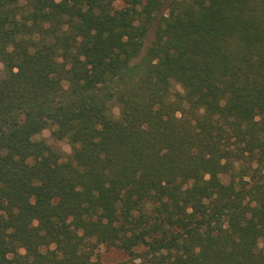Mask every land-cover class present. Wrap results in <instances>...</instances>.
<instances>
[{"label": "trees", "instance_id": "16d2710c", "mask_svg": "<svg viewBox=\"0 0 264 264\" xmlns=\"http://www.w3.org/2000/svg\"><path fill=\"white\" fill-rule=\"evenodd\" d=\"M262 241L264 0H0V264H264Z\"/></svg>", "mask_w": 264, "mask_h": 264}, {"label": "rangeland", "instance_id": "374dc122", "mask_svg": "<svg viewBox=\"0 0 264 264\" xmlns=\"http://www.w3.org/2000/svg\"><path fill=\"white\" fill-rule=\"evenodd\" d=\"M175 89L181 90V86L179 84H175ZM115 115L119 114V108H114ZM38 138L44 137L48 139L50 143H53L59 147H61L64 153L67 155L71 153V145L67 140H55L52 136V130L46 129L41 134L37 136ZM261 246H264V242H261ZM99 254L101 257L102 264H132L130 260H128L129 256L123 251H119L115 248H106L104 246L99 247Z\"/></svg>", "mask_w": 264, "mask_h": 264}]
</instances>
